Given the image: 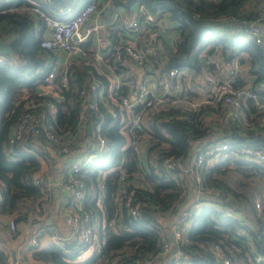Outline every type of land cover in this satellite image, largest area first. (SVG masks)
Segmentation results:
<instances>
[{"label": "trees", "instance_id": "16d2710c", "mask_svg": "<svg viewBox=\"0 0 264 264\" xmlns=\"http://www.w3.org/2000/svg\"><path fill=\"white\" fill-rule=\"evenodd\" d=\"M90 1L0 0V39L8 41L11 47L9 53H0V215L10 216L15 224L28 221L30 227L34 224L47 228L55 226L57 230L54 229L60 233L54 223L55 218L44 225L49 211L55 207L52 194L45 185L48 167L40 170L41 162L55 163L62 158L58 145L48 141L40 129L34 134L7 142L10 130L21 116L24 103L33 99H48L52 103L51 110L41 105L36 108L35 114L42 121L50 123L53 132L61 139L68 134L75 137L76 125L80 124L81 130L85 123H90L91 130L83 132L81 137L89 141H93L96 135L104 138L100 149L86 145V153L94 155L75 173L89 191L83 205L98 220L93 232L95 238L90 241L93 246L86 256L80 258L79 250L82 247L76 239H68L61 245L47 242L31 253L34 259L44 264H103L104 257L116 254L148 259L160 249L159 237L165 231L164 223L168 216H172L185 202L189 184L182 160L187 158L190 150L226 137L230 138L232 147L239 143L264 146V128L252 132L241 126L213 125L207 119V108L193 111L157 107L132 132L131 137L139 145L145 146L140 154L135 153L129 145L130 133L128 136L126 127L120 129L124 124V110L115 104H112L117 112L114 119L104 104L96 100L97 108L87 109L86 118L77 124L81 101L79 90L88 89L92 80L97 81L101 86L103 102L109 101L107 88L111 84L110 75L117 74L121 68H129L131 62L125 55L113 62L111 49L106 48L98 60L86 54L65 66L57 64L58 51L40 44L46 37L43 21L28 8L33 2L49 16L62 20ZM110 2L113 6L110 11L120 8L121 16L105 25L103 39L108 46L125 38L124 32L129 30L127 14L132 4L142 3L151 12L165 16L170 44L163 41L152 56L151 63L159 67L157 63L163 55L165 62L162 69L186 68L190 74L182 84L188 97L196 95V87L202 81V68L211 69L201 54L205 56L212 51H217L224 63L235 59L243 65L234 84H244L247 78L251 89L264 93V44L256 43L239 27L232 29L227 25L257 17L259 10L264 8V0ZM93 41L92 34H89L80 45L85 50H92ZM49 73L51 77H48ZM61 77L65 78V86H61ZM47 84L55 88L59 99L36 90ZM191 86L195 88L190 89ZM96 92L92 94L95 99ZM116 92H121V88H117ZM73 140L70 146H75ZM165 156L176 159L179 167H163L162 159ZM119 167H123L128 180L136 184L135 197L141 204L135 216L118 211L113 223H110L117 212L111 195L116 188ZM228 170L235 171L244 180L251 178L264 182L262 165L234 157L230 151L205 156L197 169L204 186L226 190L234 202L241 201V207L238 209L234 204L216 197L197 199V209L188 217L182 237L173 243L177 258L170 262V257L166 255L163 264H250L245 258L248 255L244 250L246 235L253 238L259 252H264V220L254 210L251 201L253 194L238 192L221 180L219 176ZM241 183L245 185V182ZM101 184L103 190L100 191ZM16 234L15 226L9 228L7 224L0 225V238L5 241ZM212 243L220 246V253L228 259L227 263L221 257L213 256L209 250ZM0 264H9L8 253L1 244Z\"/></svg>", "mask_w": 264, "mask_h": 264}, {"label": "built area", "instance_id": "2783aa9c", "mask_svg": "<svg viewBox=\"0 0 264 264\" xmlns=\"http://www.w3.org/2000/svg\"><path fill=\"white\" fill-rule=\"evenodd\" d=\"M28 8L33 15L40 18L46 27V37L41 41V45L46 48L56 49L59 54L77 59L86 54H90L94 59L102 58L106 48L111 49V59L118 60L122 55L127 56L131 62V70H141L139 78L135 79L132 72L123 76L116 74V81L113 87L108 91L109 101L103 102L101 96V86L97 81L92 80L88 89H80L81 97L80 111L78 114V123L87 116V109L95 110L97 101L104 104L106 111L114 119L117 115L116 109L112 104L122 108L125 112L124 124L120 129L126 127V132L130 133L129 145L135 153H143L144 147L139 146L136 139L131 137L132 132L138 129L157 109V107H173L186 108L193 111L207 108V119L213 124L220 127H229L230 125L245 127L252 132H259L260 128H264V93L257 92L250 88L248 79L241 85L234 84L235 77L241 71V64L235 59L228 63L221 60V56L217 51H212L208 55L201 54L206 64L211 66L210 70L202 68V81L196 87V95L188 97L186 87L182 81L188 79L190 72L184 67H169L162 69L164 60L159 62V67H154L151 63L152 56L155 55L164 41L170 44L168 34V24L164 15H159L148 10L142 3H134L128 11V26L131 36L124 38L119 43L108 46L103 39L105 25L111 23L117 17H120V9L111 12L109 5L110 0H92L82 6L76 13H70L66 19H57L49 16L45 11L38 7L35 3ZM264 7V6H263ZM69 9L68 7L66 8ZM110 12L106 18L101 15ZM102 18V19H100ZM264 8L259 10L257 17L242 23H230L233 27H239L241 31L249 37H252L256 43L264 44ZM91 21V24L82 28L83 24ZM89 34L95 35L92 50H85L81 47V43L85 41ZM165 34V37L164 35ZM102 38V43L100 42ZM104 41V42H103ZM161 55L160 57H162ZM48 77H51L49 73ZM122 81V82H121ZM120 82L124 86H120ZM113 83V82H112ZM111 83V84H112ZM61 86H65V78L61 77ZM117 88H121V92H116ZM194 89V86L189 87ZM96 92V99L92 97L93 91ZM115 90V91H114ZM40 94H43L40 93ZM97 100V101H96ZM44 106L47 110H51L52 103L48 99L30 100L23 105V111L18 122L9 132L7 142L11 143L16 139H20L24 135L34 134L38 129L41 130L44 137L58 145L62 158L58 164V182L60 184L61 193L68 200V208L63 213V224L66 234L62 236L53 229L39 226L33 228L30 233L27 244L29 247L37 246L40 235L44 232L48 235L49 242L61 245L68 239H76L80 242L82 249L79 250V257L86 256V252L91 250V238L94 237V230L97 223V217L91 211H88L84 205V198L87 197L89 191L83 180L75 175L81 167H83L93 153L81 154L79 156L71 155L70 142L74 135L68 134L64 138H59L52 130L50 123L42 121L35 110L39 106ZM252 108V110H250ZM257 114V115H256ZM80 124L76 125L77 134ZM104 144V138L96 135L91 141L90 146L100 149ZM225 151H230L234 157L248 160L256 164L264 166V146L250 145L247 143H239L233 147L230 144V138H221L205 144L204 146H196L188 153L190 158L189 165L186 168V181L195 188L198 198L216 197L226 203L234 204L231 195L224 189L204 186L199 174L198 167L202 163L205 156H217ZM162 165L166 169L172 168L179 163L171 156H165L162 159ZM127 172L123 167L117 169L116 188L111 195L116 215L110 219L113 223L118 211H123L126 215L135 216L141 201L135 197V187L128 180ZM49 184L45 180V185ZM100 186V191L102 189ZM1 198V192H0ZM198 203L194 202L190 205L178 208L172 214L167 222L166 232H162L160 239V249L157 254L148 259H140L120 254L112 257H104L103 264H151L156 260L164 259L168 252L170 262L177 258V252L170 248L173 243L182 237V229L188 217L197 209ZM253 207L261 219L264 220V204L254 201ZM7 224L9 228H13L14 221L8 217L6 221L0 219V225ZM95 238V237H94ZM103 236L100 242L102 243ZM88 246V247H87ZM214 257H221L224 263L228 259L223 257L220 246L212 243L209 247ZM244 250L255 264H264V252H259L254 240L250 235L245 236ZM167 255V256H166ZM29 264H44L38 259H33Z\"/></svg>", "mask_w": 264, "mask_h": 264}, {"label": "crops", "instance_id": "0c3cea01", "mask_svg": "<svg viewBox=\"0 0 264 264\" xmlns=\"http://www.w3.org/2000/svg\"><path fill=\"white\" fill-rule=\"evenodd\" d=\"M109 13L110 12L103 13V15H101L102 18H106ZM102 18H100V19H102ZM89 24H91V21H88L86 24H83L82 25V28H85ZM124 35H125V38L131 36L130 30H125ZM163 35L165 37V34H163ZM93 36L95 37L94 34H93ZM94 37H93V40H94ZM99 39H100V42L102 43V38H100V36H99ZM73 60H75V59H71V58L65 57V56L57 53V60L56 61H57V64H59V65L65 66L66 64H68L69 62H71ZM162 60L165 61L164 56H162V57L159 58L157 64L159 65V62L162 61ZM109 70H110V72H112V70L110 68H109ZM130 72L133 73L131 75H133L135 79L139 78L140 75H141V70H134V71H132L131 70V65L129 66V68L128 67L127 68H123V69L121 68L118 71V74H120L121 75V79L124 80L123 79V76L129 75ZM185 80H187V79H185ZM116 81H118L117 78H116V74H113L112 73L110 75V82L111 83L113 82V83L110 84V85H108V88H107V96H108V91L110 90V88L113 87V84ZM121 82H120V86L123 87L124 84H122ZM36 90L38 92H40V93L43 92V94L44 93H47V94L53 95L57 99H59V97H60L59 94H57L55 88L51 84L39 86V87L36 88ZM102 100H103V97H102ZM120 109L122 110V108H120ZM124 115H125V112L123 113V116ZM123 120H124V118H123ZM87 126H89V128H88V132H89L91 130L90 123H85L84 126L81 128V130H80V128L78 129L77 134H76V136H78V137L75 136L74 137V140H73V143L75 144V146H73V145L70 146V148H71V155L72 156H79L81 154H86V149H85L86 145H91V141H89L86 137H81V134L83 132L84 133L86 132V127ZM88 132H86V133H88ZM139 146H143L145 148L144 145H139ZM60 158L55 163H51L50 161H48V162H44V161L41 162L40 163V170H46V168L48 167V172H46L45 174H46V180H47V182H49V184H47L46 187L49 189V191L52 194V199H53V202H54L53 204H54V207H55L54 209H51V210H54V214L51 216L50 221L53 218H55L54 219V223L56 224V226L59 227L60 233H58L56 231L57 229H56L55 226L54 227H50V229H54L55 228L56 230L54 229V231L56 233L61 234L62 236H64L66 234V231H65V227H64L62 218H63L64 211H66V209L68 208L69 205H68V200L65 199V197L61 193L60 184L58 182V164H59ZM189 161H190V158H189L188 155H187V158L185 160H182V163L184 164L183 165V167H184L183 168V171H186V168L189 165ZM258 186H259V189H236V191L242 192L245 195L252 193L253 194V196L251 198V201L252 202L258 201V202L264 204V189H263V185L258 184ZM197 198H198V194H197L195 188L192 187L191 185H189L188 192H187V196L185 198V202L181 205V207H184V206L190 205L191 203L196 202L197 201ZM234 205L236 207H238V209H239V207H241V201L240 200H238V202L236 201L234 203ZM44 207H46V206H44ZM50 211H49V213H50ZM8 217H10V216H5V217L3 216L2 217L0 215V219L3 220V221H6V219ZM48 217H49V215H48ZM48 217H46V218H48ZM170 218H171V215L168 216V220L164 223L165 224V231L164 232H166L167 222L170 220ZM187 222L184 225V227L182 229V232L185 229V227L187 225ZM14 226L17 229V234L14 236V238L8 239L7 241H5L3 239V241H0V244L2 245V247H3V243H4V244H6L7 248H12V247L15 248V251H16L15 252V258H16V261H17L18 264H29L34 259L31 256L32 251L41 248L47 242H49L48 235L45 232L42 235H40V237L38 239V242H37V246L35 248H32V247H29V245L27 244V242H28V239L30 237V233L32 232V230H33L34 227H37V225L34 224L33 227H30V226H28V221H22V222H18L16 224L14 223ZM90 246L92 247L93 244L90 245ZM172 250H173V246L170 248V251H172ZM6 252L8 253L7 250H6ZM88 253H89V251L86 252V255ZM173 254H174V251H173ZM167 255L170 256L171 253L168 252ZM245 255H247V254L245 253ZM8 257H9V264H12V262L10 260L9 253H8ZM245 258H247V260L250 262V264H255V263H253V261L249 257V255H247V257H245ZM163 260L164 259H159V260L154 261L151 264H163L164 263ZM239 260L241 261L242 258L240 257Z\"/></svg>", "mask_w": 264, "mask_h": 264}, {"label": "rangeland", "instance_id": "374dc122", "mask_svg": "<svg viewBox=\"0 0 264 264\" xmlns=\"http://www.w3.org/2000/svg\"><path fill=\"white\" fill-rule=\"evenodd\" d=\"M241 66L243 67V65ZM219 177L221 180L228 183L233 189H259L258 183L263 185V189H264V182H258L255 181V179H251V178L244 180L233 170H228ZM242 181L245 182V185L241 183Z\"/></svg>", "mask_w": 264, "mask_h": 264}, {"label": "water", "instance_id": "95a60500", "mask_svg": "<svg viewBox=\"0 0 264 264\" xmlns=\"http://www.w3.org/2000/svg\"><path fill=\"white\" fill-rule=\"evenodd\" d=\"M112 7H113L112 4H110L109 5V9H112ZM10 50H11V47H10L8 41L0 39V53L6 54V53H9ZM88 128H89V126L86 127V132H88ZM53 214H54V210H51L50 213H49V217L46 218V220L44 222V225H46V224H48L50 222L51 216ZM39 225H41V224H39ZM0 241H3V239L0 238ZM3 247L8 251L12 264H18L17 261H16V258H15V252H16L15 248H13V247L12 248H7L6 244H4V243H3Z\"/></svg>", "mask_w": 264, "mask_h": 264}]
</instances>
